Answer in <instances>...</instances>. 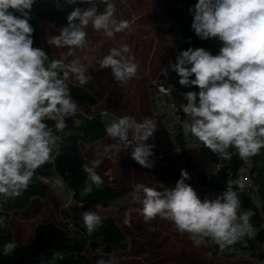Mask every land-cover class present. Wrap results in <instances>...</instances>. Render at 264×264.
Returning a JSON list of instances; mask_svg holds the SVG:
<instances>
[{"label":"clouds","instance_id":"obj_1","mask_svg":"<svg viewBox=\"0 0 264 264\" xmlns=\"http://www.w3.org/2000/svg\"><path fill=\"white\" fill-rule=\"evenodd\" d=\"M67 2L90 6L74 7L66 26L47 40L50 46L68 50L52 59L33 46L35 29L29 20L35 0H0V196L4 198L18 197L27 190L36 170L51 159L54 148L59 151L63 137L71 134L66 120L76 115L79 105L71 93L70 77L86 86L93 80L88 70L96 65L110 69L119 83L137 76L138 65L126 43L110 48L95 61L89 55L68 59L77 49L92 51L89 27L112 39L117 33L130 34L134 21L119 19L113 0ZM98 3L105 5L102 13ZM188 11L195 34L205 40L219 38L223 46L216 55L203 47H189L178 53L175 63L170 62L182 87L198 89L181 93L185 101L181 108L188 117L186 133L223 159L236 154L248 162L264 148V0H197ZM156 128L151 118L138 122L132 115L113 117L105 123L106 135L113 141L105 151L119 154L131 149L135 162L152 168L155 145L147 141ZM102 161L94 159L91 166H85L87 180L81 197L103 187V178L96 171ZM188 179L189 173L182 169L173 188L161 191L135 185L130 194L142 205L144 222L167 219L178 232L189 234L194 244L211 238L221 249L255 237L254 213L241 210L233 181L227 180L218 195L201 199L185 182ZM72 205L69 200L66 207ZM81 215L89 235L102 227L103 218L96 211ZM4 223L0 217V225ZM16 248L17 243L10 241L3 254L11 255ZM97 264L118 262L112 257Z\"/></svg>","mask_w":264,"mask_h":264},{"label":"trees","instance_id":"obj_2","mask_svg":"<svg viewBox=\"0 0 264 264\" xmlns=\"http://www.w3.org/2000/svg\"><path fill=\"white\" fill-rule=\"evenodd\" d=\"M185 0H176L173 9V19L177 27L184 36L192 38V41L186 44V50L189 47H203L219 54L223 46L219 38L201 39L194 30L191 29L193 16L188 11L189 8L184 3ZM74 7L86 8V3L69 4L67 0H35L30 13L29 23L35 29L33 33L34 47L42 48L50 58L56 59L48 50L43 47L41 24L47 22L56 27H63L67 24V15ZM20 15V13H15ZM176 78V83L172 88L173 96L179 103H185L181 93L198 90L196 88H185L179 84V76L172 71ZM69 86L73 98L82 106H94L97 104L95 96L85 87L73 83L69 80ZM81 123L76 132L65 136L64 143L61 145L58 154L39 167L33 180L27 190L15 198H4L0 196V217L4 218V225H0V264H94L86 254L87 250L94 253H113L115 251H124L128 247L127 235L117 224L113 216H104L103 225L97 231L89 235L84 228L77 222H74V230L63 228L55 221L39 222L33 231L32 239L25 244H18L15 241L12 230L9 227L11 213L26 208L35 197L45 198L50 190V186L43 183L39 176L43 174H52L55 172L61 177L66 185L73 190V199L80 205L82 212L91 210L94 206H108L112 199L124 195L132 190L127 188L122 191H115L110 185L104 182L100 189H93V192L81 197L80 192L87 180V173L84 171L85 159L81 149V143H93L106 136L105 123L102 121V114H96L88 117L78 113ZM52 125L51 121H48ZM68 124V123H67ZM179 148L184 160L186 171L189 175H194L198 183L207 189L208 196H215L221 193L229 174L226 171H218L208 174L200 168L190 153L189 149L182 144L181 135L177 134ZM235 153L234 149H229ZM226 165L235 172L240 173L243 160L238 155L233 154L230 160L224 159ZM252 166L250 175L253 178L261 198L262 210L258 209L251 201L244 185L235 181L234 190L237 191L241 210H251L254 215L251 217V223L257 229L254 238L245 237L243 241L237 242L232 246L222 249L224 256H234L236 252L249 251L252 256L264 264V148L260 153L251 157ZM232 181V180H231ZM242 186V187H241ZM157 190H165L166 187L155 186ZM14 241L17 248L11 255L3 254V247L6 243ZM166 264H190L186 263H166Z\"/></svg>","mask_w":264,"mask_h":264},{"label":"crops","instance_id":"obj_3","mask_svg":"<svg viewBox=\"0 0 264 264\" xmlns=\"http://www.w3.org/2000/svg\"><path fill=\"white\" fill-rule=\"evenodd\" d=\"M44 23V22H43ZM41 24V33H42V25ZM173 23L176 26L174 19ZM53 29H59V27L52 26ZM49 30L52 28L49 26L47 27ZM177 32L181 33L179 27H177ZM177 33V34H178ZM175 35V46H172L169 41V37H167V42L162 45L160 50L157 53V56L155 58V62L153 64L150 63V68L146 69L147 63H145L143 60L139 64L138 71H137V76L127 83H119L116 81L112 75V72L110 69H99V66L96 65L94 68H89V73L92 75L93 80L87 84L86 86H83L87 88L97 99V104L94 106H82V109H87V110H94V114H102L104 112H109L113 114L116 117H121L124 115H132L135 117V119L140 122L144 118H151L154 121V106L152 105L153 102V96L156 93L162 95L163 101L159 106V110L165 106V101L166 98L163 94L155 90L154 85L158 82L161 84H164L166 86H169L170 83L167 80V78L164 76L166 68L170 66L171 63H175L176 56L179 53V43L176 39ZM54 35H51L52 37ZM89 40L91 41L90 47L92 49L91 52H85L82 50L77 49L75 51V55L69 57V60L75 59V58H82L85 55H89L93 58V60H98L102 58L104 55H106L109 51L110 48L112 47H119L122 42L118 38H112L109 39L103 35V33H100L99 35L89 36ZM42 43L43 47L48 50L56 59H59L61 57L62 53H66L65 51L66 48H57L56 46H50L48 45L45 47L44 45V40L42 36ZM154 70V71H153ZM156 71V72H155ZM73 83L79 84L74 78L69 79ZM100 97V98H99ZM82 113V112H81ZM83 114V113H82ZM85 115V114H84ZM93 115H86L88 117H91ZM159 115V114H158ZM155 122V121H154ZM81 123V119L78 116H73L72 118L69 119L68 121V131L70 133L76 132L78 129L79 125ZM158 123V131H160L163 135L162 141L168 142V135H170L172 138H177L178 133H171L169 132L167 128V123L168 119L166 117H162L161 119H157ZM157 131V130H156ZM156 133V132H155ZM155 135L160 136L159 132L157 134H153L152 137ZM151 137L147 141L148 144H151ZM113 141H111L107 135L99 139L93 143H81V149L82 152L84 151L85 146H87L88 150L91 149H96V154L92 158L91 161H87V158L85 156V153L83 152L84 159H85V166H91L92 161L94 159H100L103 158V161L100 163V165L96 168V171L98 174H100L103 178V181L110 185L115 191H122L127 188H134L135 185L139 184V182L144 183V185H147V179L148 175L146 173V169L139 165L137 162H135L131 158V149H128L126 151H121L119 154L115 153L114 151H105V149L111 144ZM179 143L178 139L177 141L173 144V148L176 152L173 154L176 155L174 157V161L176 165L174 166L175 170L179 173H181V170H186L185 164L183 157L181 155V150L179 148ZM178 147V149L176 148ZM170 151L172 152V149L170 148ZM190 153L193 155L195 158L198 166L205 170L208 174L209 171L205 168L206 165H208V158L203 154L202 151H200L196 146H193L190 150ZM154 152V149H153ZM201 163L203 166L199 165ZM215 170H212L211 173H215ZM178 173V174H179ZM191 182L195 186H200L202 187L197 179L195 178L194 175H189ZM50 190L48 195L45 198H39L35 197L31 201L30 205L27 206L24 209H28L31 207L32 202L35 200H39L40 202L46 199H54L50 200L49 207H58L62 208H67L66 205L69 203V200L73 202L72 206H75L77 208V217L78 219L76 220L77 223L83 225V220L82 218V211L80 209V205L74 201V199L70 198V192L69 189L67 188L66 183L64 180L59 177L58 175H54L52 183L49 185ZM159 186V185H156ZM153 187V186H150ZM155 187V186H154ZM166 187V186H163ZM169 187V185H168ZM166 187V188H168ZM204 188V187H202ZM206 189V188H204ZM132 190L126 194L123 195L122 201L124 197L132 192ZM207 190V189H206ZM121 201V203H122ZM47 204V203H46ZM111 205L109 204L108 206L102 207V209H107ZM97 206H94L91 208L90 211H94ZM59 208V209H60ZM44 208L42 207L40 212L37 214H31L30 217L26 218L24 220L25 226H26V233L25 237L17 242L18 244H25L29 242L32 239L33 236V231L35 226L40 222H36V220H42L41 216L44 212ZM108 210L102 211L101 214L98 213L101 217H104V213L107 214ZM64 214L67 217H71L73 215H70L68 212L64 210ZM110 214V212H109ZM105 216H113V215H105ZM80 219V220H79ZM115 219V217H114ZM161 218H158V220ZM79 220V221H78ZM156 221L154 222V234L157 235L154 238V247L151 249H135L134 248V239L130 240L128 242V247L124 251H115L113 253H101V254H108L110 257H115L117 262L119 261V258L123 259H135L137 261V264H166V263H172L166 261L170 257H173L175 255V252L178 251L181 248H185V242L176 238H173L172 232H176L177 234H181L175 229V225L167 219H161L159 222L157 218L155 219ZM30 221H35V225L33 227H29L28 223ZM116 221V219H115ZM117 222V221H116ZM118 224V223H117ZM159 225V226H158ZM161 225V226H160ZM164 226V227H163ZM169 226H171L169 228ZM175 230V231H174ZM124 231V230H123ZM125 232V231H124ZM127 237H129V234L125 232ZM171 234V237H167L168 235ZM160 236V237H159ZM130 238V237H129ZM128 240V239H127ZM149 243H147V246ZM216 243H212L209 247V249L215 248L214 246ZM219 250V246L217 247ZM88 252V250H87ZM86 252V254H87ZM121 253L120 255L118 254ZM222 252V251H221ZM235 256V255H234ZM226 257H231V256H226ZM233 257V256H232ZM120 264V262H118Z\"/></svg>","mask_w":264,"mask_h":264},{"label":"rangeland","instance_id":"obj_4","mask_svg":"<svg viewBox=\"0 0 264 264\" xmlns=\"http://www.w3.org/2000/svg\"><path fill=\"white\" fill-rule=\"evenodd\" d=\"M116 5V15L119 19L134 21L130 24V34L126 33H117L115 38L120 39L122 44H127L131 52L129 53L130 57L133 58L138 67L142 60L147 63L146 69L150 68V63L155 62L158 51L165 44L169 37L170 44L175 46V35L178 33L177 28L173 23V9L175 6L176 0H113ZM90 5L86 4V8ZM98 12L102 13L105 9V5L102 3L97 4ZM51 27L49 30L47 27ZM53 25L44 22L42 25V36L44 40V45L47 47L49 44L47 40L51 35L59 34V29H53ZM89 36L99 35L100 33L94 32L91 27L86 29ZM65 51H68L65 49ZM182 51L179 49V52ZM176 61V60H175ZM154 71V70H153ZM156 72V71H155ZM156 90V84L154 85ZM100 98V97H99ZM162 95L155 92L153 96L152 105L154 106V121L157 125V128L154 134L159 132L160 136L155 135L151 137L152 145H155L154 155L151 159L155 162L152 168H147L146 173L148 175L147 184L148 186H166L168 188H173L178 179H180V173L177 172L174 168L176 165L173 153L176 152L173 148V144L177 141V138H172L168 135V142H163V135L158 131L157 119L159 117V106L162 103ZM85 115H93L94 110L82 109L81 111ZM164 140V139H163ZM179 146V145H178ZM172 149V152L170 151ZM178 149V147H176ZM87 161H91L94 155L96 154V149L88 150L85 146L84 151ZM199 165L203 166L201 163ZM209 173L214 170L213 163L208 159V165L205 167ZM179 173V174H178ZM186 183L190 184L198 193L201 199L205 196H208L206 189L195 186L191 180H186ZM139 184H144L139 182ZM142 195V194H141ZM50 200L46 199L43 201L35 200L32 202V205L28 209H22L18 211H13L11 213V219L9 221V227L13 232L16 242H19L25 237V222L24 220L31 216V214H37L40 212L41 208H44V212L41 216L42 220H36V222H45V221H55L63 228L72 232L74 228V222L78 219L76 213L77 208L75 206L62 208L49 207L51 203ZM47 203V204H46ZM60 208V209H59ZM142 205L138 202H135L131 194H128L124 197L122 203L117 205H111L105 210L107 214L113 215L115 217L118 225L129 234L127 237L128 242L134 239V248L135 249H151L154 247V238L157 236L154 234L155 231L150 229L154 228L155 219L150 223H145L144 218L141 215ZM64 210L68 212L71 217H67L64 214ZM97 213L105 211L102 207H96L93 209ZM110 212V214H109ZM82 218V217H80ZM159 218V217H158ZM157 218V220H158ZM80 220V219H79ZM78 220V221H79ZM128 221L125 223V221ZM161 221V219H159ZM158 220V221H159ZM159 221V222H160ZM35 221H30L28 223L29 227H33L36 223ZM171 223V221H170ZM159 226V225H158ZM161 226V225H160ZM164 227V226H163ZM171 226H169L170 228ZM172 228V227H171ZM34 229V228H33ZM175 229V227L173 228ZM175 231V230H174ZM174 233V234H173ZM173 238L182 240L185 242V248H181L175 252L173 257H170L166 261L172 263H190V264H263L260 262L257 257L252 256L249 251L236 252L233 257H226L222 254L221 248L218 250L219 246L216 244L213 249H209L212 243H215L211 238H205L200 245L193 243L190 235L187 233L177 234L172 232ZM160 237V236H159ZM167 237H171V234ZM154 241V242H153ZM147 243L149 245L147 246ZM264 250V244H263ZM120 255L121 253L118 252ZM87 255L90 257L91 261L94 264L100 259H104L106 262L109 261L112 257L108 254L94 253L88 250ZM120 264H137L135 259H121L119 258Z\"/></svg>","mask_w":264,"mask_h":264},{"label":"built area","instance_id":"obj_5","mask_svg":"<svg viewBox=\"0 0 264 264\" xmlns=\"http://www.w3.org/2000/svg\"><path fill=\"white\" fill-rule=\"evenodd\" d=\"M197 0H185V4L187 5L188 8L192 7ZM176 39L179 43V49L181 50H186V44L192 41L191 37L184 36L182 33H178L176 36ZM164 76L167 78L169 81L170 85L166 86L164 84H161L160 82L156 83V90L163 94L166 98L165 101V106H163L159 110V119L162 117H166L168 119L167 123V128L169 132L171 133H179L182 138V144L184 145L185 148L191 149L193 146H196L200 151L203 152V154L211 160L214 166V170L216 172L218 171H226L229 174V179L232 181H235L238 184L244 185L248 195L250 197V201L260 210H262V204H261V198L258 193L257 187L255 185V182L253 178L250 175V169L252 166V161L251 158L249 159L248 162L243 161L242 169L240 173L235 174L233 170H231L225 163L224 159L219 157L218 155L212 153L208 148L204 147L195 137H193L190 133H186L185 130V122L188 121V117L185 116V114L182 111L181 105L184 103H179V101L173 96L172 94V88L174 87L176 83V78L174 74L172 73V69L169 66L165 70ZM164 89H167V91H163ZM74 99V98H73ZM75 100V99H74ZM77 102V101H76ZM78 103V102H77ZM79 105V104H78ZM81 113V106L79 105V110L76 113ZM74 115V116H76ZM73 117V116H72ZM69 117L67 118L66 122L68 123L69 119L72 118ZM52 126V125H51ZM64 138L62 142L60 143L59 150L61 145L64 143ZM59 152V151H58ZM57 150L54 148L52 151V157H55L58 154ZM54 175H57L55 172L52 174H43L39 176V179L47 184L50 185L52 183ZM65 182V181H64ZM67 188L69 189L70 192V198H73V190L70 189L68 186ZM222 251V249H221Z\"/></svg>","mask_w":264,"mask_h":264},{"label":"water","instance_id":"obj_6","mask_svg":"<svg viewBox=\"0 0 264 264\" xmlns=\"http://www.w3.org/2000/svg\"><path fill=\"white\" fill-rule=\"evenodd\" d=\"M110 2H111V0H110ZM113 117H116V116H114L113 114H111V113H109V112H104V113H102V121H103L104 123H106V122H110V121H111V118H113ZM116 118H118V117H116ZM122 198H123V195L118 196L117 198L112 199L111 202H110V205H117V204H120L121 201H122ZM219 248H220V247H219Z\"/></svg>","mask_w":264,"mask_h":264}]
</instances>
